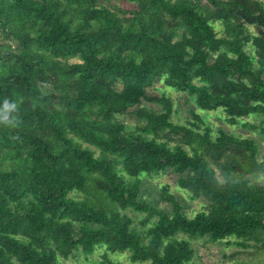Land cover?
<instances>
[{"label":"trees","instance_id":"obj_1","mask_svg":"<svg viewBox=\"0 0 264 264\" xmlns=\"http://www.w3.org/2000/svg\"><path fill=\"white\" fill-rule=\"evenodd\" d=\"M159 82L264 136V0H0V264L98 248L191 264L194 239L264 250L259 144L193 110L172 121ZM167 172L204 201L192 216L168 184L169 212L142 197Z\"/></svg>","mask_w":264,"mask_h":264},{"label":"rangeland","instance_id":"obj_2","mask_svg":"<svg viewBox=\"0 0 264 264\" xmlns=\"http://www.w3.org/2000/svg\"><path fill=\"white\" fill-rule=\"evenodd\" d=\"M149 94L159 95L164 93L168 98L172 100L173 113L171 120L176 123H185L192 120V110L199 114L205 123L217 131L218 128H222L227 132L233 133L240 137H249L255 139L259 144V155H264V136L259 134L258 131H249L242 127L240 124L228 125L223 121L219 112L211 111L207 112L194 106L193 99L184 91H178L169 86H162L161 83H157V88H151L148 90ZM149 106V104H148ZM155 106V105H154ZM155 107H158L155 106ZM256 116L250 115L246 119L255 121ZM250 181L264 183V174L249 177ZM169 185V191L179 198L180 203L183 206V211L192 216L195 212L199 211L204 204L201 199L190 200L187 194L181 190L175 183V175L171 172L164 173L159 177L143 178V184L141 188L142 197L155 206L156 208L170 211V205L160 199L161 188L165 185ZM134 222H139L143 217L142 213L133 212L132 210H126ZM139 225V224H138ZM233 241L234 239H229ZM193 247L195 249V256L191 264H263L264 263V250H259L254 242L249 241L246 247L239 246L231 243L226 244L225 241L220 243H210L204 239H194ZM106 259L112 261H118L122 264H143L140 262H132L129 259V252H116L109 253L103 248H98L93 254L85 256L81 252H76L74 255L67 259H61L63 264H104Z\"/></svg>","mask_w":264,"mask_h":264},{"label":"clouds","instance_id":"obj_3","mask_svg":"<svg viewBox=\"0 0 264 264\" xmlns=\"http://www.w3.org/2000/svg\"><path fill=\"white\" fill-rule=\"evenodd\" d=\"M4 108L5 109H14L15 108V105L14 104L9 105L7 102H5Z\"/></svg>","mask_w":264,"mask_h":264}]
</instances>
